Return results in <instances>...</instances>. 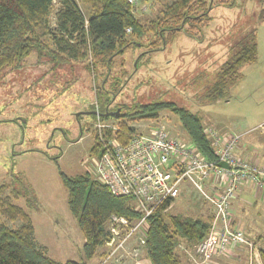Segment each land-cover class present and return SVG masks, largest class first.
Listing matches in <instances>:
<instances>
[{"label":"rangeland","instance_id":"obj_1","mask_svg":"<svg viewBox=\"0 0 264 264\" xmlns=\"http://www.w3.org/2000/svg\"><path fill=\"white\" fill-rule=\"evenodd\" d=\"M171 1L134 0L133 12L144 23ZM211 1V20L201 33L181 30L166 46L148 53H144L145 45L127 47L116 56L106 81L103 68H98L95 75L87 67V59L59 62L49 55L38 59L32 54L21 64L0 69V185L6 184L0 196L9 194L29 214L36 226L35 240L47 246V255L53 259H83V234L68 209L67 189L59 170L69 175L87 171L88 154L95 144V117L90 111L96 105L100 107L95 97L97 85L104 84L111 91V83L118 82L115 95L109 94L110 108L172 101L198 114L205 127L213 126L226 133L251 130L240 136L238 143L255 142L253 134L264 130V0H229L230 5ZM58 2L53 0L49 17L52 26ZM81 6L87 16L85 6ZM253 31L257 56L254 62L242 66L243 78L223 87L216 98L207 96L222 62ZM126 37L133 42L136 39L130 31ZM151 38L148 33L144 41ZM106 120L118 125L113 118ZM155 123L165 125L171 135L189 141L177 115L168 109L161 110L155 120L130 124L144 130L145 125L147 128ZM11 187L18 196L13 195ZM166 210L183 216L211 215L202 194L186 184ZM255 210L248 207L244 214L235 208L232 211H236L238 227L248 238L263 234L264 241V215L259 217ZM259 211L264 214L263 206ZM1 219L11 228L22 223L19 218L9 220L6 214ZM141 235L136 231L129 249L117 250L108 259L106 244L104 256L97 264H135L141 252L131 258V248L142 247ZM193 245L179 241L177 250L182 262L184 255L191 258ZM101 249L92 258L96 259ZM192 258L189 261L194 264ZM257 260L250 257L248 262L244 258L225 264H256Z\"/></svg>","mask_w":264,"mask_h":264},{"label":"trees","instance_id":"obj_2","mask_svg":"<svg viewBox=\"0 0 264 264\" xmlns=\"http://www.w3.org/2000/svg\"><path fill=\"white\" fill-rule=\"evenodd\" d=\"M231 3L229 0L218 2L224 5ZM81 4L85 6L87 16ZM213 4L211 0H172L158 15L142 23L128 0H59L53 13L55 25L52 26L49 17L53 0H0V69L21 64L32 54L38 59L49 55L59 62L87 59V67L95 75L98 68H103L102 76L106 81L116 56L127 47L145 45L144 53H148L166 46L181 30L188 34L201 33L211 20L209 13ZM127 27L136 38L134 42L126 37ZM148 33L152 38L144 41ZM256 56L257 38L256 31H253L222 62L217 79L207 89L206 95L216 98L223 87L241 80L242 66L254 62ZM117 83H111L114 93L117 92ZM95 89L100 117L117 121L122 141L136 132L131 122L155 120L161 110L168 109L177 115L195 148L207 159L218 160L201 117L188 108L172 101L157 100L121 106L116 115L104 116L102 113L111 100V91L104 84L97 85ZM94 143L89 153L91 156L100 152L99 144L96 140ZM59 175L67 189L68 209L77 219L83 234V259L61 262L47 255L46 248L35 241L29 214L12 201V196L5 194L0 196V264H88L100 247L104 249L101 257L104 256L105 245L110 238L106 228L110 215L136 216L129 196L113 195L90 172L69 175L59 170ZM4 187L6 184L0 185V193ZM10 190L14 196H18L14 188ZM169 205V201L163 202L147 218L145 242L140 252L152 264H183L177 250L179 241L190 246L205 238L210 229L211 215L170 213L166 210ZM2 214L12 221L21 219V225L11 228L1 219ZM233 220L232 217L231 227L235 226ZM254 242L258 243L260 264H264L263 234H259Z\"/></svg>","mask_w":264,"mask_h":264},{"label":"built area","instance_id":"obj_3","mask_svg":"<svg viewBox=\"0 0 264 264\" xmlns=\"http://www.w3.org/2000/svg\"><path fill=\"white\" fill-rule=\"evenodd\" d=\"M133 5L134 0H128ZM126 32L130 31L127 27ZM93 130L100 152L88 154L86 168L100 183L116 196H129L135 217L111 214L106 228L110 234L107 258L117 250H127L132 235L141 232L140 244L145 242L147 218L163 202L174 200L186 185L198 190L211 212L210 229L205 238L193 245L194 264H205L214 256L225 254L235 245L243 244L258 257L255 242L237 226L231 227L232 203L241 187L251 183L264 191V166L236 157L239 133L225 134L213 126L205 133L217 154V161L203 156L189 140L170 134L163 124L155 123L137 130L122 141L119 128L102 119L95 107ZM139 127V126H138ZM225 161L229 166H218ZM131 258L140 253L139 246L131 248ZM187 251V250H185ZM254 255V256H253ZM257 260V259H256Z\"/></svg>","mask_w":264,"mask_h":264},{"label":"crops","instance_id":"obj_4","mask_svg":"<svg viewBox=\"0 0 264 264\" xmlns=\"http://www.w3.org/2000/svg\"><path fill=\"white\" fill-rule=\"evenodd\" d=\"M250 131L247 129V130L240 132L239 134H241V137H242L244 134L249 133ZM221 132H223L225 134H229V133L224 132L223 129H221ZM252 137L256 140L255 142H250V141L242 142L241 141V142L237 143L236 147L233 150V154L236 157L246 159V160H248L252 163H255L259 166H264V130H261L258 132L256 131ZM262 206L264 209V191L262 189L256 187V186H253L251 183H246L241 187L236 198L233 200L232 210H233V208H235L237 211L239 210L240 212L243 213V211L247 212L248 207H254L257 209V210H255V214L260 217V216L264 215V214H261L259 211L260 207H262ZM234 215H235V217H234ZM236 215H237V213L235 211L233 214V218H234L233 224L238 227V224H239L238 221L239 220H238ZM42 225H44V224H42ZM33 228H34L33 235L35 238L36 226L34 224H33ZM257 236L254 239L253 238H250V239L255 241ZM254 244H255L256 250H258L257 249L258 243H254ZM42 246H44L47 250L46 245L42 244ZM102 251L103 250L99 251L98 257L96 259L91 258L88 261L92 260L91 264H97L100 260ZM256 253L258 254V251H256ZM250 257L252 258V253L250 252V250L249 249L247 250V247L245 245L238 244V245L233 246L229 250H227V252L225 254H222L219 256H214L212 259H210L207 262V264H225L226 262H229V263L235 262V260H238V259L243 260L244 258L248 262ZM253 258L255 260L258 259L256 261V264H260L259 255H258V257L254 256ZM183 259H184L183 260L184 264H191L189 261V260H191V258H187L184 255ZM56 260H60V259H56ZM135 264H152V263L149 260V258L143 252H141L139 255V258H138L137 262H135Z\"/></svg>","mask_w":264,"mask_h":264},{"label":"water","instance_id":"obj_5","mask_svg":"<svg viewBox=\"0 0 264 264\" xmlns=\"http://www.w3.org/2000/svg\"><path fill=\"white\" fill-rule=\"evenodd\" d=\"M119 112V109L118 110H115V111H112V112H104L102 113L104 116H114L116 115L117 113ZM90 113H95V111H91ZM218 166H221V167H228L229 165L225 162V161H219L218 162Z\"/></svg>","mask_w":264,"mask_h":264},{"label":"flooded vegetation","instance_id":"obj_6","mask_svg":"<svg viewBox=\"0 0 264 264\" xmlns=\"http://www.w3.org/2000/svg\"><path fill=\"white\" fill-rule=\"evenodd\" d=\"M137 46H139V45L137 44ZM139 56H140V54H139ZM139 56H138V57H139ZM109 94H112V96L115 95V93L112 92V91L109 92ZM111 101H112V99L110 100L109 104L111 103ZM109 104H107V105L104 107V109H105L104 111H106V112H112V111H115V110H118V109L120 110V109H121L120 106H117V105H114L112 108H110V107H109ZM91 111H92V110H91ZM91 111H90V112H91Z\"/></svg>","mask_w":264,"mask_h":264}]
</instances>
